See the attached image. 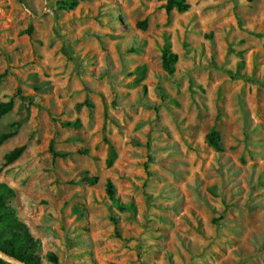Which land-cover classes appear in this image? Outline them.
Here are the masks:
<instances>
[{
	"label": "rangeland",
	"instance_id": "obj_1",
	"mask_svg": "<svg viewBox=\"0 0 264 264\" xmlns=\"http://www.w3.org/2000/svg\"><path fill=\"white\" fill-rule=\"evenodd\" d=\"M186 1L0 0V182L43 264H264V0Z\"/></svg>",
	"mask_w": 264,
	"mask_h": 264
},
{
	"label": "trees",
	"instance_id": "obj_2",
	"mask_svg": "<svg viewBox=\"0 0 264 264\" xmlns=\"http://www.w3.org/2000/svg\"><path fill=\"white\" fill-rule=\"evenodd\" d=\"M164 8L167 13L172 10L185 11L189 8L186 0H164ZM72 4H75L74 2ZM138 26L144 28L146 21H140ZM177 60V54L172 52L168 45L163 46L161 51L162 68L172 73L173 65ZM13 97L5 101H0V119L8 113L13 107ZM15 134L14 130L0 133V145ZM205 140L217 151L222 150L220 133L217 130L209 131ZM25 145L14 147L4 155V165L15 161L24 151ZM48 150L53 157L60 155L54 150L52 142ZM89 182H94L96 177L87 178ZM106 191L109 196H113L114 190L110 180L107 181ZM15 196L12 187L4 182H0V250L9 258L16 259L24 264H43L36 254L38 241L33 238L26 225L17 218L15 210L10 206L9 201ZM48 259L52 264H58L57 256L54 253L48 254ZM0 264H6V261L0 257Z\"/></svg>",
	"mask_w": 264,
	"mask_h": 264
},
{
	"label": "water",
	"instance_id": "obj_3",
	"mask_svg": "<svg viewBox=\"0 0 264 264\" xmlns=\"http://www.w3.org/2000/svg\"><path fill=\"white\" fill-rule=\"evenodd\" d=\"M0 257L3 258L4 260L6 261H9V262H12L14 264H24L23 262L21 261H18L16 259H13V258H9L5 253H3L1 250H0Z\"/></svg>",
	"mask_w": 264,
	"mask_h": 264
}]
</instances>
